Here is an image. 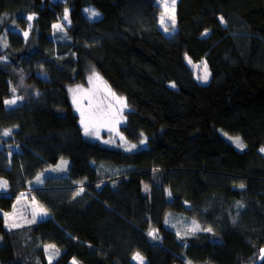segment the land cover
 <instances>
[{"label":"trees","instance_id":"1","mask_svg":"<svg viewBox=\"0 0 264 264\" xmlns=\"http://www.w3.org/2000/svg\"><path fill=\"white\" fill-rule=\"evenodd\" d=\"M176 9L166 35L156 0H0V139L10 132L0 147L8 184L0 194V264H138L136 253L143 264L257 260L264 0H181ZM202 60L207 82L192 67ZM89 68L127 104L119 132L135 150L83 135L67 87L84 82ZM13 89L19 100L6 105ZM61 159L65 170L48 169ZM25 190V204L47 214L8 228L4 213ZM188 221L201 230L190 231ZM47 243L59 249L52 262Z\"/></svg>","mask_w":264,"mask_h":264},{"label":"rangeland","instance_id":"2","mask_svg":"<svg viewBox=\"0 0 264 264\" xmlns=\"http://www.w3.org/2000/svg\"><path fill=\"white\" fill-rule=\"evenodd\" d=\"M54 1H60V3H64L66 0H52ZM181 0H175V8H174V13L172 10V0H156V2L161 6V12L159 13V27L163 30V32L166 35H170L173 30L175 29V24H172V20H171V16L174 14L175 16V22H176V8H177V4L180 2ZM165 5H167L168 7L166 8ZM60 9L62 10V14L61 17L63 19V22L65 24H69V17L67 20L64 19V13L65 10L68 11L69 13V8H62V5L60 6ZM163 16L164 19V23H161V17ZM56 24L61 25V22L58 21ZM167 27V31H165V28ZM17 30V29H14ZM26 31H23V34ZM204 64H205V60H202L201 62H199V66L197 64L193 65L192 67L194 69L195 72V77L196 79H198L200 82H204L201 79H199L198 77L203 75V71H204ZM208 69V68H207ZM93 72H95L96 76L99 77V79H96V76H93ZM92 77V79L90 80L89 78ZM209 79V78H208ZM18 88L21 87L20 83H18L17 85ZM68 88V98L69 101L72 104L74 113L77 115L78 117V122L79 125L82 129V133L83 135L88 138L91 141H95L98 142L102 145H107V146H114L116 147V149H120L121 151H128L126 150V148L133 144L129 141H127L125 138L124 140H121V136L123 137V135L120 134V123L122 122L123 118L120 115L121 112V108H122V104L120 102V96L116 95L109 86H107L104 83V80L100 77L99 73L94 71L92 68H89V70L85 73V80L84 82H77L74 83L72 85H70ZM70 89H79L76 93V99H77V104L73 103V93L70 92ZM13 96L11 98L12 99H18V95L16 94L15 91H13ZM114 94V95H113ZM19 100V99H18ZM124 102V100H123ZM17 103V102H16ZM77 105L80 107L81 111L84 112L85 114V118L86 120H88V118L91 116L93 117L91 120H89V124L90 127L92 129H94L95 131L99 132V136L97 137L96 135H88L86 136L84 134V128L81 125V112L77 111ZM123 108H122V112H123ZM116 121H119V123H117ZM8 130V129H6ZM6 130H2V137L1 139L5 140L7 137L5 135H3V133ZM0 139V147H2L4 144L3 142H1ZM117 140H120V142H118ZM105 141H108V143H105ZM137 148V147H136ZM136 148L132 149L131 151L135 150ZM67 161H69L67 158H64ZM64 159H61L58 163V166L56 167L55 165L51 166L48 169L54 170H65L67 164L63 167L62 165V161H64ZM0 181H6V179L4 177H0ZM7 182V181H6ZM8 186V184H7ZM8 188L6 187H0V194H3L5 192H7ZM29 190H25V192L20 191L19 194L16 195L15 197V201L17 200V204L12 206V210L11 212H7L9 214H6V212L4 213L5 216V226L8 228H15L18 226H22L25 225L27 222H33L35 220H38L40 218H44L45 215L41 214L40 212V207L34 202V201H30V206L25 204L27 197H28V193ZM25 201V202H24ZM27 207L28 213L27 216H25L22 212V209L24 207ZM183 219H180L179 221H182ZM166 223L168 225H171V220L168 217V219L166 220ZM189 224V230L192 231L194 229H197V225L192 222V221H188ZM12 225H16V226H12ZM181 227L183 226V224H180ZM173 228L177 231V233H179V236L182 238H186L190 235L188 234H183L181 235L180 232V228H177L176 226H174L173 224ZM197 230H201L200 227ZM49 246H54L53 247H49ZM262 249H264V247H262ZM45 251H46V255H47V261L50 262V257H51V262L55 260V258L58 256L59 254V249L53 245L52 243H47L45 245ZM77 262V264H81V262H79L76 259H73ZM136 263H138L136 260H134ZM73 262V261H72ZM145 262L144 258H143V263ZM262 262H264V257L261 256V250L259 253V256L257 258V260L254 263L251 264H261Z\"/></svg>","mask_w":264,"mask_h":264},{"label":"snow or ice","instance_id":"3","mask_svg":"<svg viewBox=\"0 0 264 264\" xmlns=\"http://www.w3.org/2000/svg\"><path fill=\"white\" fill-rule=\"evenodd\" d=\"M165 7L167 8L168 6L165 5ZM171 7H172V10H173V13H174L175 0H172V5H171ZM85 11L89 13V16H90V17H96V16L99 15V13L96 12L95 10L85 9ZM27 19H28L29 21H31V20L33 19V17H32V16H29ZM64 19H65V20L68 19V11H67V10H65V13H64ZM171 20H172V24L174 25V24H175V16H174V14L171 16ZM221 22H223V20H222ZM161 23H162V24L164 23L163 16L161 17ZM29 27H31L30 24H29ZM61 27H62V26L59 25V24H54V25H53V28H54V29H58V30H60ZM167 30H168V29H167V27H166V28H165V31H167ZM24 35H25V37H27L28 33L25 32ZM186 59H187V57H186ZM189 63H191L190 60H189ZM209 75H210V73H209L208 70H207V64H206V62H205V64H204L203 75L200 76V77H198V78L201 79V80L204 81V82H207V80H208V78H209ZM93 76H96L95 72H93ZM89 79L91 80L92 77H90ZM96 79H99V77L96 76ZM173 86H174V85H173ZM78 90H79V89H70V90H69L70 92H72V93L74 94V95H73V103H74V104H77V99H76L75 93H76ZM13 91H15V89H13ZM113 95H114V94H113ZM120 102H121V104H122V108H123V107H127V104L123 102V98H120ZM4 103H5L6 105H12V104H15V103H16V99L5 100ZM122 108H121V112H120V115H121V116H122ZM77 111H80V112H81V125H82L83 128H84V134H85L86 136H88V135H96V136L98 137V136H99V132H98V131H95L94 129H92V128L90 127V124H89V120H91L93 117L90 116V117L88 118V120H86L84 112L81 111V109H80V107H79L78 105H77ZM116 122L119 123V121H116ZM9 134H10L9 130H6V131L3 133V135H5V136H7V135H9ZM120 139H121V140H124V137L121 136ZM230 139H233V142L236 144V146H237L238 148L243 149V148L245 147V145L242 143V141L240 140L239 137H236V138H230ZM105 143H108V141H105ZM144 143H145V141H144V140H141V144H144ZM136 147H137V146H136L135 144H131V145H129V146L126 148V150L131 151L132 149H134V148H136ZM261 151H264V149H261ZM66 163H67L66 161H62V165H61V166L65 165ZM37 180H39V177H37ZM0 187H5V188H6V187H7V182H6V181H0ZM241 187H243V185H241ZM147 188H148V186L145 185V191H147ZM81 191H83V189H81ZM77 194H78V193H77ZM169 194H170V193H169ZM40 212H41V214H44V215L47 214V213H46V210H44V209H42V208L40 209ZM12 226H16V225H12ZM197 228H198V226H197ZM194 230H195V229H194ZM206 230H207V231H211V229H206ZM149 235L152 236V237L155 239V238H156V236H155V230L150 231V232H149ZM178 235H179V233H178ZM49 247H53V248H54V246H49ZM261 256L264 257V249H261ZM132 259H133V260H136V261L138 262V264H143V257H142L139 253L134 254L133 257H132ZM50 262H51V257H50ZM72 264H77V262H76L75 260H73Z\"/></svg>","mask_w":264,"mask_h":264},{"label":"bare ground","instance_id":"4","mask_svg":"<svg viewBox=\"0 0 264 264\" xmlns=\"http://www.w3.org/2000/svg\"><path fill=\"white\" fill-rule=\"evenodd\" d=\"M69 11H70V9H69ZM68 17H69V13H68ZM58 21H59V20H58ZM58 21H57V22H58ZM57 22H54L53 25L56 24ZM69 24H70V20H69ZM69 24H66V25H69Z\"/></svg>","mask_w":264,"mask_h":264}]
</instances>
